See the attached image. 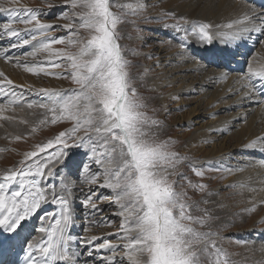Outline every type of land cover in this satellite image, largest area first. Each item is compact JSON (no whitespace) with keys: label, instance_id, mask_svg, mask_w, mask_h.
Returning a JSON list of instances; mask_svg holds the SVG:
<instances>
[{"label":"snow or ice","instance_id":"6c2138e0","mask_svg":"<svg viewBox=\"0 0 264 264\" xmlns=\"http://www.w3.org/2000/svg\"><path fill=\"white\" fill-rule=\"evenodd\" d=\"M69 2L73 9H80L74 13L77 22L63 26L71 30L70 35L39 40L38 46L34 45V50L27 53L35 57L38 52H46L59 62L50 59L47 66L19 65V57L16 60L18 66L32 75L44 73L71 80L76 87L67 94L40 89L46 102L36 106L46 110L39 125L70 121L72 127L38 144L34 151L26 152L19 167L10 168L0 176V250H15L18 246L24 253L23 264H81V253L73 248L77 243L90 245L89 256L93 255V250L97 253L101 249L109 251L111 255L105 264H124L125 260L127 264H233L228 252L217 243V233L210 229L214 217L200 207V203L208 201L189 203L191 197L187 192L177 190L182 187L180 180L187 179L179 173L187 157L175 150L176 142L171 138H159L161 122L148 114L147 104L137 91L130 72L132 65L119 43L118 26L125 22L126 15L143 12L146 9L144 0H135V3H120L119 0ZM18 3L19 0H0V13L10 17L0 24V35L16 38L10 45L13 49L29 45L38 37H47L53 30V25L41 22L37 11L18 8ZM16 23L31 25L29 34L22 35L13 27ZM226 27L232 29L228 35L233 41L244 39L245 34L247 38H251L252 33L264 35V14H257L254 9L245 11ZM211 29L210 23L192 25V33L207 43H211L215 35ZM81 30L87 35L81 36ZM54 44L66 47L53 51ZM231 55L225 50L217 59H227ZM0 57L6 62L13 59L3 52ZM47 67H66L70 72L54 74L48 72ZM0 77L4 81L0 82V95L9 97L6 103H0V120H13L14 117L3 113L14 111L17 105L23 106L21 98L13 90V82L3 73ZM237 83L246 89V98L253 99L257 106H264V68L253 71L249 66L248 73ZM27 107L31 109L34 105L28 103ZM36 131L37 127H33L32 132ZM70 146L87 149L88 161L82 162V171L90 172L92 163L98 166L99 170L88 176L87 182L98 183L103 176L99 187L114 194L119 209L117 214L122 218L117 236L122 246L109 240L96 244L98 238L95 236L78 240L71 234L75 217L71 182L67 179L73 172V161L67 151ZM257 146L264 150V137L249 145L253 149ZM57 165L67 170L59 194L55 190L57 185L45 182L46 177L51 180L60 175L55 171ZM75 167L81 169V164ZM259 167L264 168V160ZM208 170L220 169L192 166V171L201 178ZM242 170L227 169L230 173ZM188 186L200 192L207 188L205 184H192L191 181ZM94 196L96 193L90 190L84 207L103 212L104 209L96 207L98 200H94ZM49 198L58 206V211L40 215ZM34 218L39 223L30 231ZM36 232L42 234L40 240L33 239ZM121 253V260L116 261L114 257Z\"/></svg>","mask_w":264,"mask_h":264},{"label":"rangeland","instance_id":"374dc122","mask_svg":"<svg viewBox=\"0 0 264 264\" xmlns=\"http://www.w3.org/2000/svg\"><path fill=\"white\" fill-rule=\"evenodd\" d=\"M181 1L182 0H177V2L179 3L183 2ZM199 1L200 0H189V4H194ZM119 2L135 3V0H119ZM169 2L171 1L144 0L146 9L138 15H126L124 17L125 22L121 23L118 26V32L121 37L119 43L121 44L127 59L132 65L130 72L135 78L134 84L137 88V91L142 97H144L145 103L147 104L146 110L148 114L161 122L160 129L158 130L159 138H171L176 142L175 150L178 151L182 156L187 157V160L179 168V173H182L187 179L180 180V185L182 187H178L177 190L187 192L188 196L191 197L189 203H200L203 200L208 201L207 204L200 203V207L202 209H207L214 217V219L210 222V229L211 231L217 233V243L228 252L233 264H264V254H262L261 256H257L254 250L259 244L260 250L264 251L262 249L264 248V213L260 212V210L258 209H255V211L249 210V213H247V208L250 204L247 198L243 200L244 202L240 201V204L233 201L234 198H241L239 194H235V192L240 193L239 189L237 188L241 185V182L236 183L234 181L236 179V174L227 171V168L236 161L235 157L238 158L237 156L239 155L245 156L250 160L249 162H245L246 165L251 164V162L256 163L257 155L260 156L261 160H264V150H261V152H263L262 154L258 151H249L248 147L241 148L242 146H244V144L241 143L245 140H241V146L232 145L233 143L227 142L228 136L233 134H229V125L228 127L222 128L221 130L223 131V133L217 136H222L221 138H225L220 140L219 144H224L227 147H230L232 145V149H234V146H236V149L232 150V153L228 157V160H226L227 158L223 159L224 165L216 160L211 161L210 159L221 158H214L212 156L213 153H211V151L213 150L212 144L215 142L218 143L217 141L213 143L204 141L203 143L205 146L202 150H200V146L198 145L195 146V148H191L189 146V141L193 137L196 130H198V128H201L204 124L205 126H211L215 124L214 130H217L219 115L223 116L224 114V111L219 108V106H216L220 105L219 102L216 103L217 101H215L211 103L209 98L203 99L204 95L202 96V94H200L201 85L196 86V90L199 89L198 91H192L191 93L178 95L176 99H174L173 93H175L176 88L178 87L177 84H180V82H176V84L173 85H166L162 93L154 91V89L151 88V80H161L166 72L174 74L175 71H173V66L178 64H184L187 66L194 60L200 63H203L205 60L208 67L215 72L220 71L224 66L221 62L218 61V59H211L212 55L208 53H206L207 56H200L198 60V58H195V54L188 50L190 47H192L191 45L186 44L184 45V47L180 45V41H183V39L186 40V38L190 39V34L192 33V29H190L191 33L189 31L185 33L183 32V30L185 31V29L191 28L193 23H197V20L190 19L189 16L187 17L186 15L185 17L180 15L177 11V8H175L173 5H169ZM16 6L18 8H27L37 11L40 14L42 23L53 25V30L49 31L48 36L38 37L37 41L31 42V47H33L34 45L38 46L39 40L68 37L71 30L66 29L63 26L77 22L78 18L74 16V13L80 11V9L78 8L73 9L70 5L69 0H19V3ZM113 10L117 11L116 9ZM7 15L8 14L6 13L4 17H6ZM62 15L66 16L67 18H59ZM9 19H4L5 21L2 22L0 21V24L7 22ZM181 24L183 30L181 28ZM15 26H19V28H16ZM13 27L20 31L22 35H28L29 30L31 29V25L26 26L22 23H16L15 25H13ZM176 27L180 29L178 30ZM0 32H2V29H0ZM80 35L86 36L87 33L81 30ZM193 35L195 36V38L202 41L198 37V35ZM15 40V37H6L0 35V52L6 54L8 53L7 55H11L13 57V59L9 61L10 65L6 66V71L2 72L0 70V73H3L4 76H6L8 79H12L11 76H13L14 74V69H17L19 70V72L26 75V80H28L29 78L32 79V82L29 83H38L39 86H41L39 90L45 89L48 81L52 82L51 84L57 86V88L55 89L57 91L55 92L62 94H67L76 87L70 79H57L54 75H45L44 73L36 76L25 72L22 66L20 68L14 67L13 65L18 66L16 60L18 56L20 65L40 64L47 66L50 59L53 62H59L55 57H50L49 53L46 52H38L35 57L27 55V53L34 50V48L32 49L30 46L27 47V45H23L22 49H13L10 47V45ZM177 40H179V43L177 42ZM262 40H264L263 35L258 38L257 43L248 45L249 49L247 51H244L243 53L246 56V59L244 60V67L246 66V64H248L247 62L250 57L259 52L261 47L262 49L264 48V43L261 42ZM186 46H188V49L185 48ZM65 47L66 45L64 44H54L52 46V49L53 51H56L64 49ZM12 50L14 52H12ZM19 51L20 53H18ZM180 52L184 56H186V59L179 56L181 55ZM174 53L175 55L173 56ZM239 57L243 58V56ZM200 69L204 68L201 67ZM46 70L50 73L64 75H67L68 72H70V69H67L66 67H47ZM19 72L18 74H21ZM6 73L7 75H5ZM193 74L200 76L199 72H193ZM209 77L210 76L207 75L206 78L209 79ZM0 79V82H4L3 77H0ZM16 80L17 79H15L14 81L12 80L13 90L19 89L18 87H20L19 84L16 83ZM208 89V94H214V92H216L215 86H213L212 88L210 86L208 87ZM29 90H33V87H25L24 90L21 91V93H18V91H16L17 96H19L22 100L21 103L23 106L17 105L14 111L9 112L16 116L14 117L15 119H13V121H11L10 123L16 125H24L25 128L28 129L26 130V133H23L25 135H18L19 137H21L20 140L16 139L17 135L12 138H9L8 134L3 135V137L1 136L0 163L2 166L0 165V176H2V174L5 173V171H8L10 168L19 167L20 162L23 160L24 154L26 152L34 151L38 144L46 143L48 140L53 139L58 133L72 127V122L70 121L58 122L55 125H52L51 123L39 125V121L45 118L46 110L39 108L36 105H39L41 102H46V98H41L40 100L36 98H30L26 95H22L21 97L22 93L26 92L25 94H27ZM38 93L43 94L40 91ZM2 98H8V96L5 97L4 95H0V101ZM229 98L231 101V97ZM198 101H200L199 104L202 107H209L207 109L205 108V110H202L200 108L199 116L193 119L194 121L199 118V124L195 125V123L194 126H189L187 124L189 123L187 121V114L191 109L198 105ZM28 103H32L34 107L29 109L27 107ZM234 107L236 110H239L241 112L243 110V108H237V103ZM220 109L223 112L216 113ZM34 110H37V115L35 116L31 125H29L28 123L20 122L21 120H24L22 119V114L20 112L26 113L25 116L28 117ZM213 110L217 111L214 112ZM242 114L232 119L230 118L231 120H227H230V124H232V121L236 120L237 123L241 125L243 124L240 119ZM48 119H50V114H48ZM33 127H37L36 132H32ZM231 130H233V128H231ZM234 132H239L237 127ZM81 135H83V133H81ZM244 138L247 139V136H244ZM52 150L54 149H50L49 151ZM67 151L70 153V158L73 161L72 175L67 177L68 181L71 182V200L73 211L75 210V225L71 229V234H73L74 237H77L78 240L95 236L98 238L94 242L96 244H99L101 240H109L112 241L114 245L122 246L123 242L117 239V236L120 234V224L122 218L117 214L119 209L117 204L115 203L114 194L109 189L99 187V184L103 183V176L99 178L98 183L87 182L88 176L99 170L98 166L92 163L90 165V172L86 173L82 171V162L88 161V158L85 155L87 149L70 146ZM254 152L257 153L253 154ZM232 154H234V156ZM6 156L8 157V159ZM235 163V166L237 168H244L243 162H239L237 160V162ZM76 164H81V169H77L75 167ZM193 165L197 168L210 167L211 169L220 170L205 171L203 178H201L196 176L192 171ZM228 169L233 168L229 167ZM55 171L59 172L60 175L51 180L46 177L45 182L49 183L50 186L57 185L55 190L59 194L63 190L61 189L62 187L60 185L61 181L66 177L67 170L63 168V165H57ZM173 179H176V177H173ZM188 181H191L192 184H205L207 185V188L203 192L194 190L193 188L188 186ZM90 190L96 193V196H94L93 199L98 200L96 207L104 209L103 212H96L91 207H84V200L89 194ZM209 193L211 194L209 195ZM240 195H242V193H240ZM223 198L229 199L230 201L224 199V201H226L224 205H217L221 203V200ZM235 204L238 205V209H236ZM54 206L55 205L51 203V198H49V203L45 204L42 207L39 214L43 215L44 212L55 211L53 208ZM194 214L201 215L202 213ZM222 214L227 215L224 216L225 218L228 217L227 221L225 220V218L222 219L220 217ZM248 218L251 220H249ZM38 223L39 221L36 220L34 226H37ZM85 228H87L88 230L85 231ZM204 230L207 231L208 229L206 228ZM41 235L42 234L36 232L34 233L33 239L40 238ZM251 245L253 247H251ZM89 247L90 245L80 246L78 243L74 244V250L80 252V256L84 258L82 264H84V261H88V264H105L106 258L111 255L109 251L101 249L99 253L93 250V255L89 256ZM244 250L248 252H245ZM122 256L123 253L117 255L116 257H114V259L116 261H119L121 260ZM124 264H127L126 260L124 261Z\"/></svg>","mask_w":264,"mask_h":264},{"label":"bare ground","instance_id":"6f19581e","mask_svg":"<svg viewBox=\"0 0 264 264\" xmlns=\"http://www.w3.org/2000/svg\"><path fill=\"white\" fill-rule=\"evenodd\" d=\"M170 1L171 2H169L168 4L173 5L175 8H177V11L179 12L180 15H182L184 17H185V15L187 17L189 16L190 19L197 20V23H210L212 25L211 31L215 35L213 36V40L211 41V43H207V42H202V41L198 40L197 38H195V36L190 32V29H192V26H191V28H187L184 31L182 28V24H181V28H182L183 32L187 33L189 31L191 34H190V39H188V38H186V40L183 39V41H180V45H186V44L191 45L192 47H190L189 49H188V46H186L185 48H187L190 52L194 53L195 58H198V60H199L200 56H202V57L207 56L206 53L211 54L212 57H214V58L211 57V59H217V56L220 52L225 51L229 46L232 45L233 40L228 35L232 31V29H228L226 27V25L230 22L235 21L237 18H239L243 12L254 9L257 14H264V12H261L253 3H249L246 0H200L199 2L194 3V4H189V0H182L183 1V2L181 1L182 3L177 2V0H170ZM176 2H177V5H176ZM5 14L6 13H0V21L1 22L5 21L4 19L7 20L10 18L8 15L6 17H4ZM208 21H210V22H208ZM15 27L19 28V26H15ZM177 29L179 30L180 28H177ZM263 37H264V35H263ZM178 41L179 40H177V42ZM174 43H176V42H174ZM178 43H176V44H178ZM28 46H30V44L27 45V47ZM22 47L23 46L18 47L16 49H22ZM31 48L33 49V47H31ZM3 50H5V49H3ZM198 50H199V52H198ZM12 52H14V51L12 50ZM18 53H20V51ZM180 54H181V55H179L180 57H184L186 59V56H184L181 52H180ZM174 55H175V53L173 54V56ZM218 60L220 62V59H218ZM247 63L248 64H246L244 71H241V72L236 71L233 68L234 62H231L230 64H226V66H223L221 68V70L218 71L220 73H218L217 71L215 72L212 69H210L208 67V65L206 64L205 60L203 63H200V62H197L194 60L187 66L184 64H178V65L173 66V71H175L174 74L166 72L163 75V78H161V80H159V79L151 80V81L149 80L152 84L151 88L154 89V91L161 92V93L164 91V87L166 85H173V84H176V82H180V84H177L178 87L176 88L175 93H173L174 99H176L178 95H182L185 93H191L192 91H198L199 89L196 90L197 89L196 86L201 85V93L200 94H202V96L204 95L203 99L209 98L211 103L215 102V101H217L216 103L219 102L221 107H220V105H216V106H219V108H221L224 112L221 111V109L218 111L217 110H213V111L214 112L217 111L216 113L223 112L224 114H223V116H220L218 114L219 119L217 122L218 123L217 124V130H214L215 124H213L211 126H207V125L205 126V124H204V125H202L201 128H198V130H196L193 137L189 141V146L191 148H195V146L198 145V146H200V150H202L203 147L205 146L203 143L204 141H209L212 143L217 141L218 143L215 142L212 144L213 150L211 151V153H213L212 156L214 158H217V157H221V158L210 159L211 161L216 160V161L221 162L223 164V159L227 158L226 160H228V157L232 153V150L236 149V146H234L235 148L232 149L233 148L232 145H240L241 140L242 141L245 140L244 142L241 143V144H244V146H242L241 148L248 147L249 151H258L259 153L263 154V152H261V148L259 146H257V148H255V149H253V148L249 147V145L253 141H256L258 138L264 137V106H257L256 102L253 99L246 98L245 97L246 89L243 88L241 86V84L237 83V81L241 80L242 76H244L245 74L248 73L249 66L252 67L253 71H257V70L264 68V48L262 49V47H261L259 52L255 53L252 57H250L248 59ZM7 65H10L9 61L6 62L3 57H0V70L2 72L6 71ZM13 66L17 67V68L21 67V66H15V65H13ZM201 67L204 69H200ZM8 68H10V67H8ZM183 69H186V70H183ZM18 72H19V70L14 69V72H13L14 74H13V76H11L12 79L10 78L11 81L12 80L14 81L15 79H17L16 83L19 84V86H20V87H18L19 89L14 90L15 92L18 91V93H21V91H23L25 87H28V88L33 87L34 91L31 90L33 92H31L29 90L27 94H25L26 92L22 93L21 97H22V95H26V96H29L30 98H36V99H40V100H41V98H45L44 94L38 93L39 88H41V86H39L38 83H29V82H32L31 81L32 79L29 78L28 80H26V78H25L26 75H24L21 72H19L21 74H18ZM193 72H197V73L199 72L200 76L193 74ZM5 75H7V73ZM207 75L210 76L211 78L210 77H209V79L206 78ZM216 77H217V79H216ZM253 79H255V78H253ZM163 81H165V82H163ZM48 83H50V84H48ZM48 83H47V86L44 85L45 89H48L51 91H57V90H55L57 88L56 85L51 84L52 82H50V81H48ZM29 84H31V85H29ZM210 86H211V88L213 86H215L216 92H214V94H208L207 91L209 90L208 87H210ZM257 87H259V85H257ZM209 95H211V96H209ZM229 97H231V101H230ZM8 99H9V97L8 98H2L0 103L7 102ZM199 103H200V101H198V105L195 106L193 109H191L187 114V121L189 122L187 124L189 126H194L195 123H196L195 125L199 124V122H198L199 118L197 120H194L195 122L193 121V119H195V117L199 116L200 108L202 110H205V108L207 109L209 107V106L208 107H202ZM236 103H237V108H243V110H242L243 114L241 111L235 109L234 106ZM222 104H223V106H222ZM212 105H214V104H212ZM9 112L10 111H5L3 113V115L4 116H10V117H16L14 114H11ZM225 112H227V113H225ZM20 113L22 114V119H24L25 121H27V123L29 125H31L32 121L34 120L35 116L37 115V110H34L33 112H31V114L28 117L25 116L26 113H24V112H20ZM209 113H210V111H209ZM240 114H242L240 119H241V122H243V124L240 125L239 123H237L236 120L232 121V124H230V120L232 118L240 115ZM227 119H230V120H227ZM11 121H13V120H0V139H1V136L3 137V135H6V134H8L9 138L15 137L16 135L17 136L18 135L19 136L25 135L23 133H26V130L28 128H25L24 125H19V124L16 125V124L10 123ZM212 121H216V120H212ZM228 126H229V130H230L229 134L233 133L232 135L228 136V139H227L228 140L227 142L233 143L230 147H227L224 144H219V141L222 139H225V138H221L222 137L221 135H220L221 137H217V136H219V134L223 133V131L221 129L228 127ZM236 127L239 131L237 133L234 132L236 130ZM231 128H233V130H231ZM244 136H247V139H245L246 137L244 138ZM256 153L257 152H254L253 154H256ZM232 155L234 156V154H232ZM238 155H239V153H238ZM237 157L241 158L242 160L235 157V159H236L235 162H237V160L239 162H243L244 168H240V167L237 168L235 166L236 165L235 162H233V164L229 167H232L233 170L243 169L242 171H239V173H238V171L232 172V173L236 174L237 180L235 179L234 181L236 183L241 182V185H243V187L239 186L240 184L238 185L239 187L237 189H239V191H240V193H242V195H240V193L235 192V194H237V195L239 194V196L241 198H237V199L234 198L233 201L235 203L240 204V201H243L244 199L247 198L249 200V203H250L248 205V208L246 207L247 213H249V210L252 208L258 209V210H260V212L264 213V168L259 167V164L263 159L261 160L260 156L257 155L256 163L251 162V164L246 165L245 162L250 161L247 157L241 156V155H239ZM255 157H256V155H255ZM7 159H8V157H7ZM0 165H1V163H0ZM231 184H233V183H231ZM234 197H236V196H234ZM224 199H226V198H223L221 200V203L217 204V205H221V204L224 205V203L226 202V201H224ZM226 200H229V199H226ZM245 201H247V200H245ZM235 206H236V209H238V205L235 204ZM53 208L55 211H58V206L55 205ZM74 212H75V210H74ZM224 216H227V215L222 214L220 217L223 219V218H225ZM231 216H232V214H231ZM225 220L227 221L228 217H226ZM231 220H232V218H231ZM249 220H251V219H249ZM35 223H36V219L34 218L32 223H31L29 230H31L33 228ZM40 238H37L35 240H40ZM251 247H253V246L251 245ZM17 248H19V247L17 246ZM73 248H74V245H73ZM262 249L264 250V248H262ZM254 250H255V254H257V256H261L262 254H264L263 253L264 251L260 250L259 244ZM1 251H3V250H1ZM244 251L248 252L246 250H244ZM3 252L8 255V258L6 260H4L3 258H1V253H0V264H14V263L15 264H23V259H22V256L24 255L23 252L22 253L19 252L17 257H14L12 255L13 250H8V251H3ZM83 259L84 258L80 256L81 264H82Z\"/></svg>","mask_w":264,"mask_h":264}]
</instances>
